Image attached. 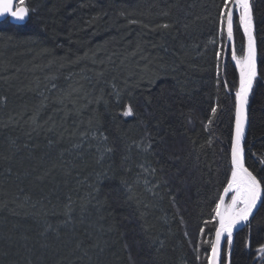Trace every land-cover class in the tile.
Masks as SVG:
<instances>
[{
	"label": "trees",
	"instance_id": "obj_1",
	"mask_svg": "<svg viewBox=\"0 0 264 264\" xmlns=\"http://www.w3.org/2000/svg\"><path fill=\"white\" fill-rule=\"evenodd\" d=\"M26 4L25 23L0 22V264H207L239 86L221 0ZM253 9L260 77L245 149L260 178L264 0ZM234 29L243 54L238 16ZM261 244L264 200L232 264H264Z\"/></svg>",
	"mask_w": 264,
	"mask_h": 264
},
{
	"label": "snow or ice",
	"instance_id": "obj_2",
	"mask_svg": "<svg viewBox=\"0 0 264 264\" xmlns=\"http://www.w3.org/2000/svg\"><path fill=\"white\" fill-rule=\"evenodd\" d=\"M234 12L238 16L239 27L247 38L246 48L243 46L241 48L244 55L239 59H237L235 47L232 46L235 39ZM29 13L30 9L26 4V0H0V16H11L16 20L22 21ZM163 27L166 28L168 25H164ZM217 31L221 35H225L230 42V55L236 60L237 66L240 69L239 86L235 89L234 93L235 137L231 144L232 172L231 179L223 190L225 195L230 191H234L235 195L231 199V211L227 213L221 211L223 196L220 197V203H217L213 210L214 219L218 218V227L215 229L214 241H205V243H209V249L206 250L207 264H220L219 257L222 238H225L226 245L230 249L233 243V229L238 224L249 222L253 209L256 207L257 202L261 200L262 194H264V185L261 183L264 180V176L257 178L256 175L244 166V148L242 145L247 121L246 105L248 103V96L258 75L255 23L251 0H221ZM217 55L219 56L220 53H217ZM219 82L218 80L217 83ZM132 111L133 109L129 105L123 115L129 116L132 114ZM216 111V107L211 109L213 116L216 114ZM208 123L211 124L212 120L210 119ZM238 203L242 207H237ZM200 231L203 233V229ZM245 246H248L247 242ZM257 250L264 253V244L259 245ZM199 258L197 257V259Z\"/></svg>",
	"mask_w": 264,
	"mask_h": 264
},
{
	"label": "water",
	"instance_id": "obj_3",
	"mask_svg": "<svg viewBox=\"0 0 264 264\" xmlns=\"http://www.w3.org/2000/svg\"><path fill=\"white\" fill-rule=\"evenodd\" d=\"M251 3H252V11H253L254 23H255V35H256V46H257V70H258V75H257L256 80H255L254 83H253V87H252L251 92H250V94H249V96H248V103H247V105H246L247 121H246L245 129H244V135H243L242 145H243V148H244V166L247 167L248 170L251 171L254 175H256V174L253 172V170H252L251 168H249L248 165H247V162H246V149H245L246 137H247V133H248V129H249V109H250L251 97H252V93H253L254 88H255V85H256V81H257V79L260 77V66H259V41H258L257 27H256L255 16H254L253 0H251ZM234 13H235V12H234ZM29 15H30V13H29ZM29 15H28L24 20H22V21H20V20H16L15 18H13V17H11V16H0V21L3 20V19H5L6 17H10L11 21L14 22V23H18V24H20V23H25V22L28 20ZM235 44H236V41H235V39H234V42L232 43V46L235 47V49H236V45H235ZM246 44H247V38H246V36H245V48H246ZM229 45H230V42H229L228 39H227V47H226V48H228ZM233 61L235 62L236 66H237L236 60H233ZM237 68H238L239 75H240V69H239L238 66H237ZM234 137H235V123H234L233 139H234ZM233 139H232V142H233ZM256 176H257V175H256ZM257 178H259V177L257 176ZM230 179H231V178H230ZM261 183H262V182H261ZM262 185H263V184H262ZM226 187H227V186H226ZM231 192H233V191H230L228 194L225 195V194H224V191H223V193H222V195H221V196L224 197V199H223V203L221 204V211H222V212H225V211H224V203H225L226 198H228V197L230 196ZM263 198H264V194H262L261 200L257 202L256 207L253 209L252 215L249 217V222H248V223H241V224H238V225L236 226V228L233 229L232 240L235 239V236H236V234H237V232H238L239 230H241L242 228L246 227V226L251 222V220L253 219V217H254L255 214L257 213L258 209L260 208V206H261V204H262V202H263ZM219 203H220V200H219ZM217 220H218V218H217ZM224 244H225V238H222V241H221V251H220V257H219V262H220V264H222V256H223V247H224ZM228 264H229V263H228Z\"/></svg>",
	"mask_w": 264,
	"mask_h": 264
},
{
	"label": "bare ground",
	"instance_id": "obj_4",
	"mask_svg": "<svg viewBox=\"0 0 264 264\" xmlns=\"http://www.w3.org/2000/svg\"><path fill=\"white\" fill-rule=\"evenodd\" d=\"M29 17H30V15H29ZM6 19H9L10 21H11V19H10V17H6L5 19H3V20H1V21H4V20H6ZM29 19V18H28ZM0 21V22H1ZM12 22V21H11ZM14 23V22H13ZM18 24V23H17ZM20 24H22V23H20ZM234 25H235V19H234ZM236 56H237V59H239L240 58V53L238 52V50H237V47H236ZM230 53H228V48H227V51H226V58L228 57V55H229ZM230 57H231V55H230ZM231 59H232V61L234 60L232 57H231ZM233 63H234V65L236 66V64H235V62L233 61ZM237 67V66H236ZM253 94V93H252ZM249 167V166H248ZM250 168V167H249ZM263 185H264V183H262ZM233 195H235V192L233 191V192H231V194H230V196L228 197V198H226V200H225V203H224V211H225V213H227V212H229V211H231L232 210V208H231V199H232V196ZM263 200H264V198H263ZM237 207H242V205L241 204H237ZM216 227H218V224H217V226ZM216 229V228H215ZM243 229V228H242ZM240 231V230H239ZM214 239H215V231H214ZM214 239H213V241H214ZM247 242L249 243V238L247 239ZM234 247H235V239L233 240V243H232V246H231V248L229 249L228 247H227V245H226V241H225V244H224V247H223V256H222V263H223V259L225 260V262H226V264H232V256H233V251H234ZM249 248V244H248V246H247V249ZM259 248V246L256 248V250H255V258H256V260H258L259 262H261V260L263 259V257H264V255H263V253H261L260 251H258L257 249ZM225 256V257H224ZM224 257V258H223Z\"/></svg>",
	"mask_w": 264,
	"mask_h": 264
},
{
	"label": "rangeland",
	"instance_id": "obj_5",
	"mask_svg": "<svg viewBox=\"0 0 264 264\" xmlns=\"http://www.w3.org/2000/svg\"><path fill=\"white\" fill-rule=\"evenodd\" d=\"M235 15H237V14H236V13H234V16H235ZM242 55H244V53H243V54H240V57H241Z\"/></svg>",
	"mask_w": 264,
	"mask_h": 264
}]
</instances>
